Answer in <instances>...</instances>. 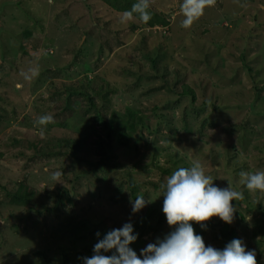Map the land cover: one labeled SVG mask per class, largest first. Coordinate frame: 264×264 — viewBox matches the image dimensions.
<instances>
[{"label":"rangeland","instance_id":"obj_1","mask_svg":"<svg viewBox=\"0 0 264 264\" xmlns=\"http://www.w3.org/2000/svg\"><path fill=\"white\" fill-rule=\"evenodd\" d=\"M114 3L0 0V264H81L126 222L139 256L173 230L161 185L193 162L243 193L231 224L194 233L239 238L264 264V192L239 176L264 171V0H213L188 27L182 0H149L158 27Z\"/></svg>","mask_w":264,"mask_h":264},{"label":"clouds","instance_id":"obj_2","mask_svg":"<svg viewBox=\"0 0 264 264\" xmlns=\"http://www.w3.org/2000/svg\"><path fill=\"white\" fill-rule=\"evenodd\" d=\"M213 0H182L180 5L184 19L182 27H188L202 14L203 9ZM137 14L141 22L151 18L149 0H136L130 10L123 12L124 18ZM50 114L41 115L35 124L44 127L51 123ZM59 172L52 174L57 180ZM240 181L249 192H264V171H240ZM163 201L161 212L167 225L172 228L162 239L147 243L140 249L139 256L130 245L137 240L131 222L119 228H113L102 236L99 232L93 245L92 255L80 257L81 264H256V252L247 249L244 242L234 238L222 249L212 245L206 246L202 236L194 233L190 222L204 227L203 222L218 217L222 222L231 224L236 208L233 201L243 198L241 191L233 190L230 185L220 187L213 183V177L206 174L199 162L189 167H178L161 185ZM132 213H137L146 204L143 196L137 195L130 201ZM174 226V227H173ZM112 252L111 255L104 253Z\"/></svg>","mask_w":264,"mask_h":264},{"label":"trees","instance_id":"obj_3","mask_svg":"<svg viewBox=\"0 0 264 264\" xmlns=\"http://www.w3.org/2000/svg\"><path fill=\"white\" fill-rule=\"evenodd\" d=\"M135 2H136V0H116V4L115 3L114 4H115V8L117 10H119L120 12H124L126 10H130L131 6ZM150 13H151V18L146 23L143 22L148 27L165 26V25H167V23H169V20H168V18L165 15H163V14L162 15H160V14L156 15V14H154L153 11H150ZM132 16L137 17L139 19L138 15L135 14V13H133ZM123 115H126V116H128L130 118V119H127V120L130 123V128L132 129L134 127V125H133V122H131V116H130V115H132L131 111L130 112H126ZM110 130H112V129H110ZM115 134H117V136H119V138L122 139V138H124L126 133H124V129L120 127V129H115ZM230 235H232L231 227L227 226L226 229H225L224 236L228 237Z\"/></svg>","mask_w":264,"mask_h":264}]
</instances>
